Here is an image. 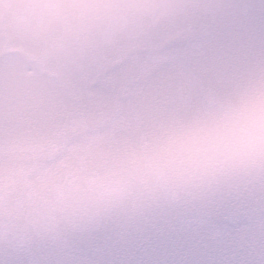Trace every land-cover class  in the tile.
<instances>
[{
	"label": "clouds",
	"instance_id": "9594fccd",
	"mask_svg": "<svg viewBox=\"0 0 264 264\" xmlns=\"http://www.w3.org/2000/svg\"><path fill=\"white\" fill-rule=\"evenodd\" d=\"M0 264H264V0H0Z\"/></svg>",
	"mask_w": 264,
	"mask_h": 264
}]
</instances>
